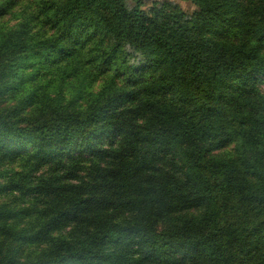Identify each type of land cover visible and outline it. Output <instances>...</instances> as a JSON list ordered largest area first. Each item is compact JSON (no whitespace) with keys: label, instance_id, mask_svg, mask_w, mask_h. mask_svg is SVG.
I'll return each mask as SVG.
<instances>
[{"label":"trees","instance_id":"16d2710c","mask_svg":"<svg viewBox=\"0 0 264 264\" xmlns=\"http://www.w3.org/2000/svg\"><path fill=\"white\" fill-rule=\"evenodd\" d=\"M0 0V264H264V0Z\"/></svg>","mask_w":264,"mask_h":264},{"label":"rangeland","instance_id":"374dc122","mask_svg":"<svg viewBox=\"0 0 264 264\" xmlns=\"http://www.w3.org/2000/svg\"><path fill=\"white\" fill-rule=\"evenodd\" d=\"M152 0H147L146 3L150 4ZM177 2L185 11L187 12H192V10L195 9V6L190 3V2H185V1H181V0H172Z\"/></svg>","mask_w":264,"mask_h":264}]
</instances>
